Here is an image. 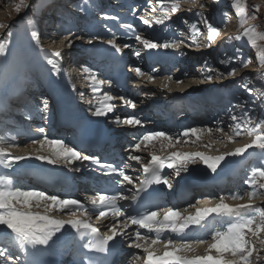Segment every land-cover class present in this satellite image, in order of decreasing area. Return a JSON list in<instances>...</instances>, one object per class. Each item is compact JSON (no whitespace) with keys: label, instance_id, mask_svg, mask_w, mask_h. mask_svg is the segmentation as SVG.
Wrapping results in <instances>:
<instances>
[{"label":"snow or ice","instance_id":"6c2138e0","mask_svg":"<svg viewBox=\"0 0 264 264\" xmlns=\"http://www.w3.org/2000/svg\"><path fill=\"white\" fill-rule=\"evenodd\" d=\"M193 7L198 6L203 9L205 4L200 0H184ZM219 2V0H214ZM151 13L145 12L138 14L136 9L132 10V14L147 27L152 28L153 25H164L165 21L170 19L171 14L180 10L181 0H157V6H152V0H149ZM32 7L28 0H19L15 5V11L20 13L21 9ZM230 7L234 9L235 15L240 20V26L243 29L235 39L241 40L246 38V42L256 49L257 60L264 67V32H257L254 26L244 27L249 19H257L259 12L258 6H253V13L250 15L247 7V0H232ZM188 11L191 13L192 8ZM194 15L200 17V23L207 29V41L209 45L217 38L219 28L209 23L203 12H196ZM227 19L228 13H222ZM150 17V18H148ZM105 20L118 21L119 17L109 16L103 17ZM30 27H34V21L27 20ZM5 27L0 24V28ZM126 30H132V24L124 23L121 25ZM111 31V29H109ZM201 29L196 24L191 25L192 43H198V37ZM7 41H0V58H7L9 53V42L12 31L9 30ZM30 36L35 46L41 47V39L37 31H31ZM134 40L142 45L143 49H176L179 50L183 41H165L158 43L153 39L144 38L134 33ZM83 35L69 31L60 40L61 45L71 47L74 40H83ZM100 37L92 36L87 39L88 44H92L94 40ZM233 38H229L231 40ZM53 43H56L53 40ZM106 43L121 52L122 48L117 43L115 34ZM130 47L124 44L123 48ZM41 51H43L41 49ZM239 51V49H237ZM137 56L140 52L135 53ZM46 63L50 65V72L60 74L63 53L57 49L52 53H44ZM234 57L221 59L220 64L227 69V75L234 76L237 68L230 66ZM251 60L241 61V66L248 68ZM137 77L146 75L140 67L131 69ZM83 71L88 73L87 79L91 83L93 91V99L89 100V104L96 101V106L92 112L96 117H107L109 113H113L116 105L112 103L117 97L112 96L108 91L101 94V87L104 84L112 85L111 80H100L97 74L90 68L84 67ZM155 71V69L153 70ZM225 72L214 69L205 63L204 78L208 81L213 80L214 76L222 77ZM154 77L149 75L148 81L154 82ZM172 77H167L168 81H172ZM176 84H183L182 80H175ZM168 88L167 84L161 86ZM245 90L252 95L256 90L243 85ZM84 93H81L83 97ZM256 98L264 100V91H256ZM124 105L135 109L136 104L123 96L118 97ZM235 107L240 108L243 115L230 114L232 123L225 125L224 121H217V126L212 127H187L178 135L169 134L165 131H146L137 138V142L132 145V149L128 154L130 161H135L143 173L145 178L140 180L137 192L131 197H127L123 192H110L107 190L98 191L95 195L88 196L87 200L91 207L85 206L78 199L61 198L59 195L48 194L45 191L33 188L22 189L16 186L14 180L8 175H0V243L5 247H0V264H19L20 256L15 255L13 249L23 254V264H39L36 257L48 250L58 241L65 238L64 229L66 226L71 232L75 233L80 241L82 249L87 252H81V264H99V258L90 256L88 253L109 254L112 245L118 237L129 239L128 248L141 250L142 254L134 253L128 264H264V206L254 207L253 202L257 198H264V168H254L251 175L245 180V183L251 189L245 192H233L227 195H220L218 202L212 207L196 208L194 214L184 215L179 209L167 208L162 210H145L143 213L132 215L128 213L120 201L131 199L136 200L138 193L145 191L151 185L164 184L168 188L172 187V183L168 176L162 174L164 168L174 170L175 175L179 176L181 172L189 171L190 164L202 163L212 173H216L222 163H226L227 157H241L249 149L253 152L258 151L261 158L264 159V121H255L244 110L242 103H238ZM48 110L47 100H43L42 109L37 111L46 112ZM116 124H123L132 127L143 126L144 121L136 115H128L121 118L119 115L114 116ZM227 129V130H226ZM38 131L43 134L45 129L40 127ZM214 133H220V139H227L234 142L237 137L247 135L252 137L250 143L244 144L242 147L236 148L234 151L225 152L218 156H210L204 152H182L171 151L177 148L181 143H187L189 139L195 138L193 143L201 140L202 136L211 137ZM31 144L34 147L32 152L24 156H12L9 152L10 147H19L15 136L0 135V166L4 169H11L13 165H18L19 161L35 158L52 165L63 164L65 167L72 169V166L85 165L101 172L105 177H115L117 184L123 185L133 184L132 176L128 175L124 168L117 167L113 163L102 161L101 158L93 155H85L77 150L74 146L67 143L64 139H52L44 135L39 139H32ZM159 144L160 151H166V156L157 155L150 152V159L145 162L142 156L134 153L147 150L148 146L155 147ZM27 146V145H25ZM204 147H211V144H205ZM47 153V154H44ZM76 171L80 167L75 168ZM247 199V203L229 204L227 201H243ZM43 207L44 211H35ZM195 207V205H190ZM96 212L95 219L101 224L111 217V223L106 225L107 231L102 232L100 227L92 223L93 212ZM186 211V210H185ZM66 213L69 219H60L54 213ZM161 212L163 213L161 216ZM218 219L224 227H218L210 232V240L201 238L196 240L173 239V236L183 237L192 226L202 227L209 217ZM123 218V219H121ZM131 226H136L134 233L127 230ZM141 230H144L143 232ZM67 233V235H71ZM206 245L204 255H194L197 248ZM15 257V258H13Z\"/></svg>","mask_w":264,"mask_h":264},{"label":"rangeland","instance_id":"374dc122","mask_svg":"<svg viewBox=\"0 0 264 264\" xmlns=\"http://www.w3.org/2000/svg\"><path fill=\"white\" fill-rule=\"evenodd\" d=\"M43 1H45V0H28L29 5H31L32 7H29L27 9L22 8L20 13H17L15 11V5L17 3H19V0H0V24H3L5 26L3 28H0V41H7L8 40L7 34L9 32V30L12 31V36H11V39L9 42V53L7 55V58L6 59L0 58V72L6 65L11 66L14 63V66H15L16 63L18 64L20 55L22 54L20 49L22 48L21 43H23L22 42L23 38L25 40H26V38H28L29 40H32L31 36H30V32L33 31L32 30L33 27H30L27 24V20L31 19L32 21H34L35 17L39 18L40 14L43 15L42 6H41ZM200 2L206 5V3H209L210 1L209 0H200ZM222 2H223L222 4L225 5V7L222 9V13H224V12L228 13L226 20L222 16V14L214 15L215 14L214 11L217 10V8L213 7L212 6L213 4L211 6L206 5L205 8L201 9L198 6L193 7L191 4L184 2V0H181V5L182 6L187 5L186 8L187 7L192 8V12L190 14L198 22L200 21V17L194 15V13L203 12L204 16L208 19L209 23L216 26L217 28H219L218 34H220V36L224 35V34L230 35V34L236 33L238 28H240L243 31V29L241 27H239L240 26L239 18L235 15L234 9H232L230 7V4L232 1L230 2L227 0L226 1L223 0ZM55 5L56 4L54 2V4H52L51 6L55 7ZM249 5H251L250 9L248 7ZM254 5L259 7V12L257 13V19H255V20L249 19L248 23L245 24L244 27H248V26L253 25L256 28L257 32H264V27L260 28L259 26H257L259 21H262L264 24V0H247V7H248V11H249L250 15L254 11V9H253ZM188 9H186L187 12H189ZM49 10L50 9L45 10L44 13H46ZM52 10L54 11L55 8H53L49 11L51 16L56 14L55 12L53 13ZM261 17H263V19ZM196 20L195 21L194 20L189 21V20L183 18L184 25H186L188 27L191 26L192 24H196L197 23ZM45 32L49 33L48 30ZM177 34L179 35V37H181L180 39L178 37L179 42L183 41L182 44L185 45L187 48L192 49L194 47V45L198 46V43H192L191 37L189 36L188 33L184 32V31H179ZM51 35L52 36L54 35L53 32L51 33ZM204 35L206 36L207 34H204ZM45 37H47V36L46 35L44 36L42 34V36L40 38L41 41L46 42L47 39H45ZM230 37L232 38V35H230L229 38ZM49 38H51V36H49ZM61 39L62 38H60L58 36V41H56V40L55 41L57 43H60ZM231 40H232V43L230 44V46H232V48L234 47L233 50L235 48L237 49V47L243 45V42H246V38L241 39V40H236L234 38ZM43 42H42V44H44L45 48L51 49V50L52 49L53 50L54 49H65V51H66V49L69 48L67 46L62 47V46H60V44L56 45V43H51V44L46 45ZM79 42H80V40H74L73 41V43H76V44H78ZM225 42H228V40H226ZM258 43L264 44V42H261V41H258ZM222 44H227V43L223 42ZM25 45H28L27 47H25V50L31 54L33 52V46L29 45V44H25ZM199 50L206 51V52H203L206 55L205 56L206 58L205 57L203 58V61H205L204 64L207 63L209 66H212V68L219 69V71H221V72H225V75L222 77L214 76L212 81L215 83H220L221 81H223L225 79L230 81L231 83L229 84V87L231 85V87H234L235 90H238V93L235 94V99L236 98L239 99V97H241V96L248 95V92L245 90V87H243V85H245V84L248 87L255 89L256 91H264V86L263 87L260 86V84H262L264 81L263 77L262 78H259V76L254 77L253 75H251L248 72V71H250L249 67L244 68L243 66H241V60L243 58V60H249V59L251 60V63L249 64L251 67H253L254 63L257 64L258 68L261 67V65L259 64V62L257 60L256 51L253 52L254 53L253 55L251 54V52H247V54H245V55H242V53H240L239 59H236V55L233 56L234 59H233L232 64L230 66H235L237 68V71H236V74L234 76H229L226 74L227 69L225 68V66L219 63V61L221 59L228 58V55H223V56L222 55L221 56H214L213 55L212 56V54H210L209 50L204 48L203 46H199ZM18 54H19V56H17ZM67 54H69V53H67ZM73 70H74V72H77L75 69H72V71ZM0 77H1V75H0ZM192 79L193 78L189 79V81H191V83L196 82V81H193ZM1 80H2V78H1ZM1 80H0V82H1L0 84H2V83H3L2 85L6 84L4 80H2V81ZM173 85L174 84H171L169 87L172 88ZM187 85H188V81H187L186 85L185 84L182 85L183 89L191 86V84H189L190 86H187ZM144 86L148 87V84L144 83ZM256 91H254L252 93V95H250L252 97V100L250 102L247 101L248 102L247 103V102L239 101V103L243 104L244 108H249L250 111H252L253 115L256 117L254 122L255 121H264V100L256 98ZM252 104L255 105L253 109H252V107H253ZM251 140H252V137H250L248 139H243V138L235 139L234 142H229L228 140H225V139H221V140L216 139L215 142H217L218 147L219 146L228 147V150H231L233 148V146H235V148H238V147L243 146L246 143L251 142ZM212 153H213V151H212ZM217 155H218V153H217ZM211 156H214V155H211Z\"/></svg>","mask_w":264,"mask_h":264},{"label":"bare ground","instance_id":"6f19581e","mask_svg":"<svg viewBox=\"0 0 264 264\" xmlns=\"http://www.w3.org/2000/svg\"><path fill=\"white\" fill-rule=\"evenodd\" d=\"M55 2V10L53 11V13L55 12L56 14V16L55 15H50V12L48 13V15H47V17H49L50 19H53V22L51 23V21L52 20H50L49 21V24L48 25H50V23H51V26L52 25H54L55 24V21H54V19H55V17L56 18H60V16H61V14H62V12H63V10L65 9V7H66V5L64 4V2H62V1H59V0H55L54 1ZM54 4V3H53ZM186 6L187 5H183L181 8H183V9H185L186 8ZM221 11V10H220ZM52 13V14H53ZM180 11H178L177 13H175V15H176V17H177V15L179 16L180 15ZM43 16H44V14L42 15V14H40L39 15V21L42 23V25L43 26H45L46 25V20L43 18ZM176 17H174V18H176ZM47 25V26H48ZM61 27V26H60ZM51 31V29H49V28H44V31ZM53 31V30H52ZM150 31V30H149ZM43 34V33H42ZM41 34V35H42ZM67 34H69L68 32H66L64 35H67ZM77 34H78V31H77ZM148 36L146 37V38H149V39H153V40H157L159 37V33H156V32H149L148 34H147ZM206 37H207V35H206ZM181 38V37H180ZM53 40H56V41H58V37H51V40H46V42L44 41L43 43H45L46 45H48V44H51V43H53ZM218 41H220V39L218 40V37L216 38V40L214 41V45L215 44H217V42ZM222 41L223 42H225L226 40H223L222 39ZM222 42V43H223ZM57 44H60V43H57L56 42V45ZM213 45V46H214ZM60 46H62V47H64V46H66V44L65 45H61L60 44ZM90 46V44H88L87 45V47H89ZM142 46V45H141ZM74 47V46H73ZM136 47H137V45H136ZM70 49H71V47L70 48H68V49H66V51L64 50V54H65V52H67V53H69L70 52ZM145 50V49H144ZM44 53H49L50 54V52H43V51H41L40 49H37V48H35V47H33V52L31 53V57L32 56H35V57H37V60L38 59H40V57H41V59H43L44 61H45V63H46V59L48 58V57H46L45 55H44ZM145 53H146V56H148V57H150L151 56V54L153 53V52H150V51H146L145 50ZM203 56H205V54L203 55V54H198L197 56H195V61L196 60H198V61H200V59H201V57H203ZM36 60V61H37ZM194 60V59H193ZM197 61V62H198ZM27 59L26 58H24L23 56H21L20 55V58H19V62H18V65H19V67L20 68H28V66H27ZM61 64H62V66H63V63L61 62ZM43 66L45 67V71L46 72H48L49 70H50V67H48V66H46V64H43ZM71 70H72V68H70ZM26 72H27V70H25ZM74 71V70H73ZM77 71V70H76ZM33 73H34V71H30L28 74L30 75V76H32L33 75ZM49 73V72H48ZM75 73H78V71L77 72H75ZM58 77L59 78H61L62 80H64V82H65V85H69L68 83H67V81H66V77H65V75L62 73V75H61V73L60 74H58ZM180 77V75L177 77V78H179ZM241 77V76H240ZM239 77V78H240ZM30 78V77H29ZM11 79V74L10 75H7V76H5V77H2V80H4L5 81V83L6 84H4V86H6V87H8V89H9V84H8V82H9V80ZM1 83V82H0ZM144 83H146V84H148V87L147 86H144ZM155 83H157V82H155ZM155 83H152V82H149L148 81V79H142V81H141V84L142 85H140V88L141 89H143V93L144 94H146V95H148V94H152V95H161V92H159V89H161V88H155ZM3 84V83H2ZM2 84H0V88L3 86ZM189 84H191L192 85V83H190L189 81H188V85L187 86H190ZM75 92L73 91V94H74ZM212 93V92H211ZM214 94V93H213ZM175 96V95H174ZM246 100V99H245ZM246 101H248V100H246ZM22 106H23V104H21ZM252 109H253V107H252ZM256 109V108H255ZM233 114V113H232ZM197 120H199V121H201L202 119V114L200 113H198L197 114ZM29 123H31V122H29ZM34 123V122H33ZM200 123H202L204 126H205V123L204 122H200ZM32 127H33V129H35V130H38L37 128V126H33V125H31ZM216 126H213V128H215ZM132 129H129L128 131H131ZM124 131H127V130H125L124 129ZM3 133H2V131H1V129H0V135H2ZM220 133H214L211 137H209L208 135H207V137L206 138H204L205 140L207 139H213V138H219L220 139ZM221 140V139H220ZM16 142L20 145L19 147H13L14 148V153H13V155H15V156H24V155H28V154H26V153H30V152H32V150H33V148L34 147H38V146H33L31 143H27L26 142V140L24 141V139H19V140H16ZM183 144H187V143H181V145H180V147L181 146H183ZM208 144H211V147L210 148H208V147H204V143L203 142H199V143H192L191 145H194L195 146V148H200L201 150H199V151H202V149H207V151L205 152L207 155H214V154H212V150L211 149H217V150H215L216 151V153H219L220 151H221V149H218V146H217V143L215 144V142H210V143H208ZM25 145H27V146H25ZM216 145V146H215ZM219 145V144H218ZM225 145V144H224ZM220 147V146H219ZM222 147V146H221ZM192 151H190V150H183V148H179V149H177V148H174L173 149V151H182V152H194V150L193 149H191ZM214 152V151H213ZM224 152V151H223ZM44 154H47V153H44ZM210 155V156H211ZM39 160H36L34 157L33 158H29V159H27V160H22V161H19L20 163H22L21 165L22 166H24V163H28V162H32V165H37L36 164V162H38ZM20 165V166H21ZM189 166H191V165H189ZM192 167V166H191ZM221 167H223V166H221ZM231 167H233V166H230V168ZM20 169V167L18 166V165H13V167L11 168V169ZM192 168H194V167H192ZM206 170V172H208V173H211L212 174V172L210 171V170H208L207 168H205ZM218 169H220V168H218ZM0 175H1V173H0ZM207 195H210L209 197H207V198H214V193L213 192H211V191H207V193H206ZM213 201L214 200H210V201H207V202H203L202 204H203V206L205 207V206H208V205H211V203H213ZM241 203H245V202H243V201H241ZM261 206H264V202H260V201H257V200H255L254 201V207H261ZM33 210H35V211H40L41 213H43V211H44V209H43V207H41L40 209H33ZM60 214V215H59ZM56 217H62L61 216V213H59V212H57V215H55ZM205 247H207L206 245H201V248L203 249V248H205Z\"/></svg>","mask_w":264,"mask_h":264}]
</instances>
